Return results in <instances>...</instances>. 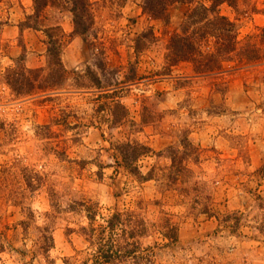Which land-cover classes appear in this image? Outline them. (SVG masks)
Listing matches in <instances>:
<instances>
[{"label": "rangeland", "instance_id": "1", "mask_svg": "<svg viewBox=\"0 0 264 264\" xmlns=\"http://www.w3.org/2000/svg\"><path fill=\"white\" fill-rule=\"evenodd\" d=\"M90 2L84 36L68 11L0 2V264H264V0L219 7L236 47L213 58L202 41L214 73L166 59L208 0L156 17L146 0ZM56 25L60 89L17 96L8 70L45 75ZM127 143L149 148L135 171ZM100 237L120 250L107 263Z\"/></svg>", "mask_w": 264, "mask_h": 264}, {"label": "trees", "instance_id": "2", "mask_svg": "<svg viewBox=\"0 0 264 264\" xmlns=\"http://www.w3.org/2000/svg\"><path fill=\"white\" fill-rule=\"evenodd\" d=\"M159 1H161L160 7L155 8L154 4H158ZM186 1L193 3V0H146L144 11L149 16L156 17L158 13L164 12L167 4ZM235 1L208 0L209 6H206L203 2L195 3L196 5L185 15L180 33L173 35L169 40L166 57L168 63H170L169 65H175L179 61L192 63L195 61L196 66L199 67H196L197 72L200 69L212 72L213 66L209 65L212 63L209 61L212 58L208 57L215 58V56H223V54L233 52L236 47L235 25L227 17L219 14V7L223 4H229L234 7ZM32 7L34 16H38L47 8L68 11L72 16L73 32L77 35L84 36L94 23L93 8L90 0H32ZM25 28L31 27L26 25ZM53 29L54 31H51L50 28L47 29V72L45 75H41L44 70L25 69L21 65H16L15 68L8 70L10 73L7 77L8 85L17 96H28L47 91L55 92L60 89L61 82L64 80L63 77L67 74V70L63 67L60 59L65 38L59 26L56 25ZM206 37L215 38V45L217 46L215 48L216 52L207 54L209 55L208 57L207 55L203 56L204 52L201 50L202 41ZM220 67L218 64L217 70H220ZM127 149L132 150L133 154H121L123 165L125 168H131V170L135 171L134 163L140 156L145 155L149 148L138 143H127L122 146V151ZM98 240L100 242L98 257L102 262L107 263L113 257L120 255L118 246L111 243H103L102 237Z\"/></svg>", "mask_w": 264, "mask_h": 264}, {"label": "crops", "instance_id": "3", "mask_svg": "<svg viewBox=\"0 0 264 264\" xmlns=\"http://www.w3.org/2000/svg\"><path fill=\"white\" fill-rule=\"evenodd\" d=\"M14 28V27H13ZM16 28V27H15Z\"/></svg>", "mask_w": 264, "mask_h": 264}]
</instances>
